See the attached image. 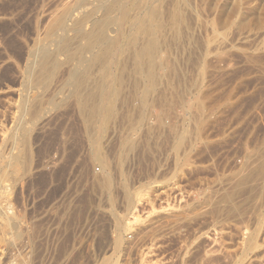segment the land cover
<instances>
[{
  "label": "rangeland",
  "instance_id": "1",
  "mask_svg": "<svg viewBox=\"0 0 264 264\" xmlns=\"http://www.w3.org/2000/svg\"><path fill=\"white\" fill-rule=\"evenodd\" d=\"M109 1L0 0V210L23 231L0 217V264H264V0H123L106 55L86 46Z\"/></svg>",
  "mask_w": 264,
  "mask_h": 264
},
{
  "label": "bare ground",
  "instance_id": "2",
  "mask_svg": "<svg viewBox=\"0 0 264 264\" xmlns=\"http://www.w3.org/2000/svg\"><path fill=\"white\" fill-rule=\"evenodd\" d=\"M79 1H80V0H79ZM121 1H123V0H110L108 3H106V4L103 5L106 14H107L108 12H110L111 10L116 9V8H118V7L121 6V7H122V12H121V14H120V18L117 17V18L114 20V19H112V17H111L112 15H111V16H108V14H107V16H106L104 19L93 21V27L95 28V30H94L93 32L95 33V35L90 34V35L92 36V38H91V37L89 36V33H88V37H87L86 40H88V38H91V39H90V41H89V43L87 44L86 47H87V48H90V47H93V46L96 45V44H101V47H102V44H103V45H104V48H105L104 51H106V52H104L103 50L101 51V47H100V49H98V50H100V53H98V56H97V51H98V50L95 52L96 56L93 55L94 57L92 58V55H91V58H92L93 61H94L95 59H97L99 62H101V61H102L101 59L103 58V56H102V58L100 59L101 55H103V54H101V52H104V54L106 53V55H107V53H110V52H111L110 47H111L113 44H115V42H116V40H112V37L109 38V37L107 36V33H106V32L108 31V27H109V25H110L111 23H114V22H115L117 27H121L122 24H123V22L125 21V18H126L127 15H128V8L125 7V5L122 6V5H121ZM140 1H141V0H140ZM149 1H150V0H149ZM152 1H153V0H152ZM177 1H178V0H177ZM180 1H181V0H180ZM123 2H124V1H123ZM125 2H126V0H125ZM132 2H134V1H132ZM138 2H139V1H138ZM138 2H137V3H138ZM141 2H143V0H142ZM146 2H147V1H146ZM80 3H81V2H80ZM129 3H130V2H129ZM65 4H66V3H65ZM123 4H124V3H123ZM142 4H143V3H142ZM179 4H180V3H179ZM135 5H136V4H135ZM135 5H134V6H135ZM148 5H150V4H148ZM72 6H73V5H72ZM72 6H69V4H68V7H72ZM150 6H151V8H152L153 5H150ZM177 6H178V5H177ZM177 6H176L175 8H179V7H177ZM63 7H64V5H63ZM63 7H62V9H63ZM65 7H66V5H65ZM68 7H66V9H67ZM96 7H97V8H96ZM96 7H95V8L98 9V6H96ZM129 7H130V6H129ZM148 7H149V6H148ZM172 7H173V6H172ZM138 8H140V7H138ZM153 8H154V11H155V13H156V10H155L156 8H155V7H153ZM173 8H174V7H173ZM64 9H65V8H64ZM64 9H63L62 11H60L62 14L65 13ZM66 9H65V10H66ZM92 9L94 10L93 7H92ZM92 9H91V10H92ZM131 9H132V8H131ZM146 9H147V8H146ZM60 10H61V9H60ZM93 10H92V11H93ZM143 10H144V9H143ZM143 10H142V11H143ZM151 10H153V9H151ZM172 10H173V9H172ZM68 11H69V9H68ZM89 11H90V9H89ZM89 11H88V12H89ZM96 11H97V10H96ZM135 11H136V10H135ZM137 11H138V10H137ZM142 11H141V12H142ZM146 11H147V10H146ZM146 11H143V12L146 13ZM148 11H150L149 8H148ZM154 11H151V12H154ZM173 11H174V10H173ZM176 11H179V10L176 9ZM132 12H133V11H132ZM132 12H131V14H132ZM56 13H57V12H56ZM56 13H55V14H56ZM61 13L58 14V15H61ZM67 13H68V12H66V14H67ZM90 13H92V12H90ZM95 13H96V12H95V10H94V14H95ZM133 13H136V12H133ZM137 13H138V12H137ZM155 13H154V15H155ZM175 13H178V12H175ZM52 14H53V13L49 14V16L52 15ZM55 14H54V15H55ZM86 14H87V11H86ZM86 14H85V15H86ZM106 14H105V15H106ZM110 14H111V13H110ZM170 14H172V12H171ZM63 15H64V14H63ZM63 15H61V16H63ZM67 15H68V14H67ZM88 15L91 16V14H89V13H88ZM88 15H87V16H88ZM105 15H104V16H105ZM157 15H158V13H157ZM28 16H29V15H28ZM93 16H94V15H93ZM93 16H92V17H93ZM95 16H96V15H95ZM129 16H130V15H129ZM171 16H172V15H171ZM178 16H179V15H178ZM54 17H55V16H53V18H54ZM56 17H58V16H56ZM56 17H55V18H56ZM100 17H101V15H100ZM100 17H99V18H100ZM110 17H111V18H110ZM130 17H131V16H130ZM132 17H133V16H132ZM134 17H135V18H134ZM134 17H133V20H134V21H133V23H132V24H133V27H138V26H141V25L145 26V25L143 24V17H144V15L142 16V14H139V15L134 16ZM172 17H174V16H172ZM172 17H171V18H172ZM175 17H176V16H175ZM33 18H34V17H33ZM50 18H52V17L50 16ZM84 18H85V17H84ZM84 18H83V19H84ZM63 19H65V18L61 17V18H58V19H57L55 25L52 26L53 28L51 27L52 30H53V32H54V30H59V29L62 30V31H65V30H66V28H65L64 25H63V24H64ZM79 19H80V18H79ZM85 19H86V18H85ZM118 19H120V20H118ZM144 19H145V18H144ZM146 19H147V17H146ZM149 19H150V17H149ZM172 19H174V18H172ZM55 20H56V19H55ZM65 20H66V19H65ZM75 20H76V19H75ZM75 20H74V21H75ZM91 20H92V18H91ZM127 20H128V19H126V21H127ZM176 20H178V19H176ZM53 21H54V20H53ZM53 21H52V22H53ZM85 21H87V20H85ZM131 21H132V20H131ZM131 21H129V22H131ZM148 21H149V20H148ZM174 21H175V20H174ZM54 22H55V21H54ZM144 22H145V20H144ZM149 22L151 23V22H153V21H149ZM149 22H148V23H149ZM145 23H146V22H145ZM83 24H84V23H83ZM175 24H176V23H175ZM49 25H50V23H49ZM71 25H72V23H71ZM124 25H125V24H124ZM151 25H152V24H151ZM154 25H155V24H154ZM50 26H51V25H50ZM65 26H66V25H65ZM73 26H74V25H73ZM75 26H76V28L78 27V29H80L79 27H81V23L79 22V23H77ZM75 26H74V27H75ZM126 26H127V24H126ZM146 26H147V24H146ZM155 26H156V25H155ZM127 27H128V26H127ZM141 27H142V26H141ZM147 27H149V25H148ZM147 27H146V29H148ZM47 28H48V27H47ZM49 28H50V27H49ZM49 28H48L46 31H49V30L51 29V28H50V29H49ZM67 28H69V27H67ZM76 28H74V29H76ZM71 29H72V28H71ZM82 29H83V28H82ZM76 30H77V29H76ZM90 30H91V29H90ZM150 30H151V29H150ZM79 31H81V30H79ZM84 31H85V29H84ZM148 31H149V29H148ZM151 31H152V30H151ZM51 32H52V31H51ZM56 32H58V31H56ZM87 32H89V31H87ZM91 32H92V31H91ZM45 33H46V32H45ZM65 33H66V32H65ZM76 33L78 34V32H76ZM76 33H75V34H76ZM94 33H93V34H94ZM50 34H51V33H50ZM50 34H49V35H50ZM53 34H54V33H53ZM55 34H57V33H55ZM60 34H61V33H60ZM54 36H55V35H54ZM54 36L51 35V37H53V38L56 37V43H55V44H56V49H57V51L62 50L61 52H63V50H64V51L66 52L65 49L69 46V45H68V44H69V43H68L69 40L72 41L73 39L70 38V39L68 40V37L66 38L65 35L62 36V35H58V34H57L55 37H54ZM73 36H74V34H73ZM77 36H78V35H77ZM79 36H80V35H79ZM69 37H71V36H69ZM53 38H52V39H53ZM77 38H78V37H77ZM81 38H82V36H81ZM49 39H50V38H49ZM79 39H80V38H79ZM84 39H85V37H84ZM150 39H151V38H150ZM150 39H149V41H151ZM152 39H153V38H152ZM154 39H155V38H154ZM54 41H55V39H54ZM54 41L51 40V42H53V43H54ZM76 41H77L76 44L78 45V42H79L80 40L78 41V40L76 39ZM81 41H82V40H81ZM132 41H133V40H132ZM134 41H135V40H134ZM136 41H137V40H136ZM147 41H148V39H147ZM147 41H146V42H147ZM152 41H153V40H152ZM155 41H156V40H155ZM155 41H154V42H155ZM41 42H42V41H41ZM86 42H87V41H86ZM86 42H85V43H86ZM146 42H145V43H146ZM154 42L150 43L149 46H148V43H147L148 48H146V50H144L145 48H143L145 45H144L143 47H141V48H143V49H142V53H143L144 55H147V54H148V56H149V53H148V52H150V51L152 52L153 49H154L153 52H155V50H157V48L154 46L155 44H156V46H157V43L154 44ZM37 43H39V42L37 41ZM43 43H44V42H42V45H40L38 48L36 47V49H37V51H36V53H37V60L39 61V68H40V67H43L44 64H45V62H46L48 59H50V58H52V57H55L54 52H52V51H50V50L48 49L47 46H49V45H47V44H45V43L43 44ZM53 43H52V44H53ZM82 43H83V42H82ZM135 43H136V42H135ZM35 44H36V43H35ZM73 44H74V43H73ZM133 44H134V43H133ZM53 45H54V44H53ZM80 45H81V44H80ZM140 45H141V44H140ZM150 45H153V49H152V47H151V49H150ZM73 46H74V45H73ZM78 46H79V45H78ZM34 47H35V46H34ZM74 47L77 48L76 45H75ZM145 47H146V46H145ZM157 47H158V46H157ZM49 48H50V47H49ZM54 48H55V46H54ZM75 48H74V50H75V51L77 50L76 52H78V49L81 48V46L78 47V49H75ZM82 48H83V46H82ZM87 48H84V49H87ZM104 48H103V49H104ZM138 48H139V47H138ZM155 48H156V49H155ZM33 49H34V48H33ZM67 49L69 50V48H67ZM84 49L80 50L81 52L78 53V54H80V56H81L82 51H83ZM148 49H150V51H149ZM34 50H35V49H34ZM51 50H52V49H51ZM92 50H93V49H92ZM139 50H141V49H139ZM57 51H56V52H57ZM70 51H71V50H70ZM147 51H148V52H147ZM73 52H74V51H73ZM84 52H85V51H84ZM91 52H92V51H91ZM91 52H90V53H91ZM137 52H138V49H137ZM139 52H140V51H139ZM139 52H138V53H139ZM145 52H146V54H145ZM153 52H152V53H153ZM68 53H69V52H67V54H65V53H64V54H65V55H68ZM74 53H75V52H74ZM140 53H141V52H140ZM140 53H139V54H140ZM70 54H71V53H70ZM84 54H85V53H84ZM115 54H116V53H115ZM115 54H113V55L108 54V55L114 57ZM136 54H137V53H136ZM139 54H138L137 56H138L139 59H141V57L139 56ZM150 54H151V53H150ZM155 54H156V53H155ZM32 55H33V54H32ZM53 55H54V56H53ZM72 55H74V56L77 57V54H76V55H75V54H72ZM72 55H71V56L68 55L67 57H69L70 59H71V57L74 58V56H72ZM106 55L104 56L103 60L106 58ZM144 55H143V56H144ZM152 55L154 56V54H152ZM152 55H150L151 59L154 58ZM89 56H90V55H89ZM143 56H142V58L144 59L145 56H144V57H143ZM35 58H36V56H35ZM69 58H68V60L66 59L67 62L70 61ZM79 58H80V57H79ZM79 58H78V60H80ZM89 58H90V57H89ZM53 59H55V58H52V60H53ZM56 59H57V58H56ZM56 59H55V60H56ZM99 59H100L101 61H100ZM143 59H141V61H143ZM147 59H149V58H147ZM147 59H146V60H147ZM50 60H51V59H50ZM57 61H59V60L57 59ZM74 61H75V60H73V62H74ZM84 61L87 62L86 60H83V62H84ZM89 61H90V60H89ZM95 61H96V60H95ZM148 61H149L148 64L150 65V64H151L150 59H149ZM151 61H153V60H151ZM138 62H139V61H138ZM33 63H34V59H33ZM36 63H37V62H36ZM48 63H50V62H48ZM52 63H53V62H52ZM61 63H63V62H61ZM70 63H71V62H70ZM80 63H81V62H80ZM80 63H78V64H80ZM88 63H89V64H85L86 66H85L84 64L81 63V65H80L81 67H80L79 65H78V66L76 65L77 67H74L73 69L71 68V69L66 70L67 72L70 70V71H69V72H70V73H69V75H70V79H71V78L74 79L73 81H75L76 83H77L78 81H80L81 78L84 79L85 76L88 75L89 72H90V71H88V70L91 69V68L89 67L90 62H88ZM97 63H98V62H97ZM145 63L147 64V62L144 61L143 64H145ZM153 63H154V61H153ZM91 64H92V63H91ZM137 64H138V63H137ZM139 64H140V62H139ZM148 64H147V67H149ZM31 65H32V64H31ZM34 65H35V64H34ZM47 65H48V64H47ZM59 65H60V63H59ZM61 65H62V64H61ZM93 65H94V64H93ZM35 66H37V65H35ZM66 66H67V65H66ZM90 66H92V65H90ZM136 66H137V65H136ZM136 66H135V67H136ZM0 67H1V66H0ZM140 67H141V68H140ZM140 67H139V68H140V71H142L141 69H144V68H145L144 65H143V66L140 65ZM142 67H144V68H142ZM151 67H152V66H151ZM1 68H2V67H1ZM27 68H29V66H28ZM32 68H33V66H32ZM32 68H31V69H32ZM48 68H49V66H48ZM89 68H90V69H89ZM137 68H138V67H137ZM29 69H30V68H29ZM36 69H38V68L36 67ZM59 69H60V66H59ZM135 69H136V68H135ZM147 69H148V68H147ZM149 69H150V68H149ZM32 70H33V69H32ZM30 71H31V70H30ZM33 71H34V70H33ZM33 71H31V72H33ZM38 71H40V69H39ZM47 71H49V70H47ZM50 71H51V70H50ZM137 71H139V69H138ZM146 71H148V70H146ZM150 71H152V70H150ZM43 72H44V71H43ZM55 72H56V71H55ZM55 72H54V73H55ZM148 72H149V71H148ZM27 73H28V72H27ZM33 73H35V72H33ZM40 73H41V72H40ZM49 73H50V72H49ZM57 73H58V68H57ZM149 73H150V72H149ZM46 74H47V73H46ZM67 74H68V73H67ZM27 75H28V74H27ZM33 75H35V74H33ZM42 75L44 76L45 74L42 73ZM49 75H50V74H49ZM52 75H54V74H52ZM30 76H31V74H30ZM35 76H36V75H35ZM37 76H39V74H38ZM46 76H47V75H46ZM46 76H45V77H46ZM82 76H84V77H82ZM35 78H36V77H35ZM38 79H39V80H42V79H40V76L38 77ZM45 79H47V78H45ZM45 79H44V81H46ZM48 79H49V76H48ZM51 79H52V78H51ZM31 80H32V79H31ZM35 80H36V79H35ZM81 80H82V79H81ZM42 81H43V80H42ZM42 81H40V82H42ZM47 81H48V80H47ZM47 81H46V82H47ZM71 81H72V80H71ZM38 82H39V81H38ZM40 82H39V83H40ZM49 82H50V81H49ZM66 82H67V81H66ZM80 82H81V81H80ZM31 83H32V82H31ZM47 83H48V82H47ZM47 83H46V85L49 84V83H48V84H47ZM68 83H69V82H68ZM29 84H30V83H29ZM50 84H51V82H50ZM76 85H77V84H76ZM78 85H79V84H78ZM35 86H36V85H35ZM44 86H45V85H44ZM77 91H78V90H77ZM99 91H100V90H99ZM91 92H92V91H91ZM93 92H94V91H93ZM87 95H88V94H87ZM95 95H96V94H95ZM82 97H83V96H82ZM97 97H98V96H97ZM86 98H87V97H86ZM88 98H89V97H88ZM88 98H87V99H88ZM93 98L95 99V97H93ZM98 98H99V97H98ZM82 99H83V98H82ZM87 99H86V100H87ZM96 99H97V98H96ZM96 99H95V102H99V100L96 101ZM83 101H84V100H83ZM88 101H89V100H88ZM39 104H40V103H39ZM91 104H92V103H91ZM97 104H98V103H97ZM87 105H88V104H87ZM98 105H99V104H98ZM98 105H97V107H98ZM94 106H95V105H94ZM83 107H84V106H83ZM97 107H96V108L93 107L94 110H93V108L91 109V111H92L93 114H96V111L98 112L99 109L97 110ZM89 110H90V109H89ZM89 112H90V111H89ZM91 115H92V114H91ZM92 117H93V116H92ZM15 138H16V137H15ZM16 141H18V140L16 139ZM127 141H129V139H128ZM127 141H126V143H128ZM133 142H135V141L130 142V145L133 144ZM125 145H126V144H125ZM128 145H129V144H128ZM133 145H134V144H133ZM133 145H132V146H133ZM124 147H126V146H124ZM129 147H130V146H129ZM125 149H126V148H125ZM125 149H124V150H125ZM127 149H128V147H127ZM130 149H131V148H130ZM132 150H133V149H132ZM17 151H18V150H17ZM14 155H16V153H15ZM14 155H13V158H14V159H13V162L17 163L18 161L21 160V158H22L21 154H18V153H17L16 156H14ZM2 168H3V167H2ZM1 170H2V169H1ZM2 171H3V170H2ZM2 171H1V172H2ZM4 171H5V170H4ZM4 171H3V172H4ZM5 173H6V172H5ZM5 173H3V176H4ZM1 174H2V173H1ZM3 178H4V177H3ZM3 178H2V179H3ZM0 180H1V178H0ZM1 183H2V182H1ZM109 184H110V180L106 178V180H105L103 186L100 185V187L102 186V187H104V189H105V188H108ZM1 186H2V185H0V189H1ZM102 187H101V188H102ZM4 191H5V190H4ZM2 192H3V191H2ZM2 192L0 191V193H2ZM5 192H6V191H5ZM2 195L4 196V198H6L4 194H2ZM126 195H127V194H126ZM3 196H2V198H3ZM125 197H126V196H125ZM129 198H130V197L128 196V199H129ZM126 200H127V199H126ZM1 201H2V199H1ZM128 201H129V200H128ZM128 201H127V203H129ZM4 202H5V200H4ZM130 202H131V201H130ZM8 203H9V202H8ZM0 204H1V203H0ZM2 204H3V202H2ZM2 204H1V205H2ZM6 204H7V202H6ZM9 204L12 205L11 202H10ZM7 205H8V204H7ZM7 205H5V206H7ZM5 206H4V207H1L0 214H1V213H2V214H1L0 217H1L2 219L5 220V224H6V225L9 224L11 227L13 226L12 228L15 227V228H14V230H15V229H16V225H17V224L19 225V223H17L18 221L16 222V220H15V219H16L15 217H16L17 215L15 216V214H13V215H14V216H13L12 213H15V212H13V211L11 210V208H10V210H8L7 207H5ZM8 206H9V205H8ZM13 208H14V207H13ZM8 211H10V215H11V217L13 216L14 219H13V217L11 218L10 215H8ZM2 215H3V216H2ZM3 217H4V218H3ZM19 219H20V218H18V216H17V220H19ZM2 221H3V220H2ZM0 222H1V221H0ZM19 222H21V221H19ZM3 223H4V222H3ZM1 224H2V223H1ZM6 225H5V226H6ZM9 225H8V226H9ZM11 227H10V229H9V227H8V229H9L8 232H9L10 234H11V232H10V231H11ZM20 227H21V226H20ZM2 228H3V227H2ZM3 229H4V228H3ZM3 229H0V230H1V231H0V236H1L0 239H1V240H2V239H6V238H2V236L5 235L4 233H6V232H3V231H4ZM5 229H6V227H5ZM18 229H19V231H22V230H21L22 228H21V229L18 228ZM18 229H16L17 231L15 230V232H19ZM2 230H3V231H2ZM2 232H3V233H2ZM22 232H23V231H22ZM13 233H14V232H13ZM19 233H20V232H19ZM1 234H2V235H1ZM6 234H7V233H6ZM14 234H17V233H14ZM24 234H25V233H24ZM27 234H28V233H27ZM20 235H21V234H20ZM20 235H18L17 237H19ZM7 236H8V235H7ZM7 236H6V237H7ZM4 237H5V236H4ZM10 237L12 238V236H10ZM10 237H9V240L11 239ZM17 237L15 238V235L13 236V238H12V239H13L12 244L15 243V242H14V239H17ZM22 237H23V235H22ZM27 237H29V236H27ZM7 238H8V237H7ZM19 238H21V236H20ZM19 238H18V239H19ZM1 240H0V241H1ZM6 240H7V239H6ZM9 240H8V243L10 244L11 240H10V241H9ZM20 240H21V239H20ZM28 240H29V239H28ZM3 241H4V240H3ZM25 241H26V239H25ZM29 241H30V240H29ZM13 242H14V243H13ZM16 242H18V241H16ZM19 242H20V241H19ZM19 242H18V243H19ZM6 243H7V242H6ZM6 243H5V244H6ZM18 243H17V244H18ZM5 244H3V245H5ZM12 244H11V245H12ZM17 244H14V246L17 245ZM19 244L21 245V244H23V242H22V243L20 242ZM26 244H27V243H26ZM26 244H24V245L27 246ZM6 245H7V244H6ZM18 246H19V245H18ZM25 246H24V247H25ZM19 247H22V245L19 246ZM19 247H18V248H19ZM27 247H28V246H27ZM3 248H4V247H3ZM16 248H17V247L15 246V249H16ZM12 249H13V247H12ZM20 249H21V248H20ZM29 249H30V248H29ZM10 250H11V249H10ZM24 250H27V249L24 248ZM17 251H18V250H17ZM12 252H13V251H12ZM20 252H21V250H20ZM22 252H24V251L22 250ZM9 253H10V251H9ZM15 253H16V251H15ZM17 253H19V252H17ZM27 253H28V252H27ZM1 254H2V253H1ZM7 254H8V252H7ZM29 254H30V253H29ZM16 255H17V254H16ZM16 255H15V254L13 255V253H12L11 256L9 255L8 258H7V256L4 255V256L7 258V259H6L7 261L4 259V260L6 261V264H23V263H22L23 259H25V258L27 259V257H29V256H27V254H26V256H27V257H26V256H25V253H23L22 255H24V256H23L24 258H20V260L22 259V261H19L18 259H19V255H20V253H19L18 257H17ZM21 257H22V256H21ZM17 258H18V259H17ZM28 259H29V258H28ZM28 259H27V260H28ZM24 261H25V260H24ZM26 262H28V261H26ZM2 263L5 264V262H2ZM24 263H25V262H24ZM25 264H27V263H25Z\"/></svg>",
  "mask_w": 264,
  "mask_h": 264
}]
</instances>
